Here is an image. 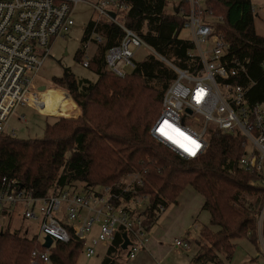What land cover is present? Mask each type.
<instances>
[{
    "label": "trees",
    "instance_id": "16d2710c",
    "mask_svg": "<svg viewBox=\"0 0 264 264\" xmlns=\"http://www.w3.org/2000/svg\"><path fill=\"white\" fill-rule=\"evenodd\" d=\"M116 1L126 7L120 11L125 26L152 51L143 62L136 61L129 75L118 78L108 70L106 55L121 42L122 31L114 23L90 20L75 60L82 61V47L92 34L102 36L104 42L96 46L89 63L97 82L80 80L70 69L55 77L53 85L72 97H67L63 116L69 119L47 122L41 139L0 135V177L16 178L36 198L67 192L76 184H83L87 192L112 188L115 206L146 202L134 212L144 218L147 236L158 224L161 208L178 205L179 196L192 187L205 199L203 210L210 214V224L201 227L198 250L189 264H230L241 238L256 247L260 244L264 187L257 173L238 168L246 139L211 125L205 154L187 160L151 137L165 93L176 81L170 64L194 75L203 64L192 56L193 43L180 38L186 20L182 14L188 11L185 3H175L168 12L167 0ZM207 2L213 17L222 18L216 32L230 47L228 58L245 66L231 83L248 88L249 106L264 105V37L255 30L253 2ZM78 111L79 118L71 119ZM130 176L135 180L126 191ZM123 233L120 229L102 264H117L124 253ZM261 236L264 240V220ZM35 251L46 250L26 233L9 228L0 233V264H45L33 257ZM83 251L84 242L72 234L70 243L51 248L50 264H79Z\"/></svg>",
    "mask_w": 264,
    "mask_h": 264
},
{
    "label": "built area",
    "instance_id": "2783aa9c",
    "mask_svg": "<svg viewBox=\"0 0 264 264\" xmlns=\"http://www.w3.org/2000/svg\"><path fill=\"white\" fill-rule=\"evenodd\" d=\"M178 2L188 6L187 13L183 11L182 14L186 19L183 31L190 33L189 41L195 48L192 56L200 60L203 69L194 75L170 64L176 81L165 93L161 114L150 135L175 154L193 160L205 154L211 125L225 134H240L246 141L238 168L257 173L258 182L264 187V105L249 106L248 88L231 83L245 71V66L228 58L230 47L223 35L216 32L222 18L215 21L207 0ZM81 3L95 10L96 23H114L122 31L121 42L106 55V66L114 76L123 79L129 75L137 66V52L144 47L149 49L125 26L120 11L126 7L116 0H0V135L17 137L16 131L9 129L17 108L30 105L39 113H42L41 108H46L43 95L47 89H38L36 81L43 63L51 57L54 39L66 36L74 27V14ZM110 13H114L115 18L112 19ZM103 42L102 36L92 34L84 43L81 66L90 67V44L99 46ZM59 90L64 97L72 98L68 92ZM165 122L196 141L199 148L195 155L161 135L160 128ZM112 199V188L103 192L83 189L79 192L75 187L67 192L36 198L16 178L0 177V217L11 220L19 216L24 221L36 223L38 235L31 239L43 249L46 238L52 239V248L56 244L70 243L73 234L84 242V253L90 259L99 250H110L122 229L130 241L127 257L134 260L149 241L143 227L144 218L134 212L135 206L142 208L141 204L134 201L131 207L125 204L115 206ZM165 210V207L161 208V214ZM262 212L259 226L264 220V210ZM96 225L98 236L92 237ZM175 245L177 249H190L182 240ZM51 248H45V253L35 251L33 257L50 264Z\"/></svg>",
    "mask_w": 264,
    "mask_h": 264
},
{
    "label": "rangeland",
    "instance_id": "374dc122",
    "mask_svg": "<svg viewBox=\"0 0 264 264\" xmlns=\"http://www.w3.org/2000/svg\"><path fill=\"white\" fill-rule=\"evenodd\" d=\"M254 5V15L256 16L255 20V30L257 33L264 37V0H251ZM167 3H169V6L167 8L168 12H173V9L175 7V3H179L178 0H167ZM216 18V17H215ZM221 17L216 18L215 21H219ZM98 19V16L95 12V10L88 6L85 3H81L78 5V8L74 14V21L75 25L72 28V30L66 35L59 38L54 39L53 45L51 48V57L48 58L42 65V69L39 73V78L37 79V87L40 89V87H45L47 89V93L43 95L45 100V107L41 108V112L44 114L49 115L48 121L46 116H42L39 114V112L30 105H25L20 108H17L15 111V115L10 120L9 129H14L17 134V138L20 140H26V139H41L44 137L45 133V126L47 122H53V120L59 119V118H66L63 117L66 113V108L68 107V99L67 97H64V94L62 91H60L58 87L53 85L52 80L56 77L59 78L63 75L65 70H71L73 74L80 80L87 79L88 81H91L93 83L97 82V75L91 71L89 68H85L81 66L80 63H78L75 58L77 53L79 52L81 48V43L84 38L83 34L86 29V26L90 22V20H96ZM181 39L189 41L191 38L190 33H187L185 31L181 32L180 35ZM84 45L82 47L83 51ZM84 52V51H83ZM151 51L149 49L141 48L135 57V60L137 62H143L148 54ZM89 56L92 58L97 54L96 51V45L93 43L90 44L88 49ZM58 89V90H57ZM63 90V89H61ZM65 91V90H64ZM42 97V96H41ZM73 100V99H72ZM43 103V101H42ZM38 106H40V103H36ZM162 111V109H161ZM79 112V111H78ZM56 116V117H54ZM80 116V112H79ZM76 118H71L73 120H77ZM22 117H25V120L22 119ZM69 119V118H66ZM70 119V120H71ZM25 121H27L25 123ZM162 145V144H161ZM162 147L167 148L170 152L175 154L171 149H169L164 144ZM177 155V154H175ZM135 180V177H128L125 180V185L130 187L131 184H133V181ZM83 184H76L75 188L78 189L79 192L82 191ZM98 190V189H96ZM99 191V190H98ZM140 203V202H139ZM140 207L144 208L146 205V202L140 203ZM176 204H171L169 207L170 209L175 208ZM182 209L184 210V204L182 206ZM204 213L201 217H204ZM200 217V218H201ZM162 216H160L159 219V225L157 224L154 228L151 229V233L153 234L154 230H156L158 227H160L162 224L160 222ZM200 221H202L200 219ZM173 225V224H172ZM196 225H199L198 223ZM260 239L259 242V248L260 252L262 253V256L264 258V240L262 241V226H260ZM10 229L11 232H14L16 230H20L21 233L25 234L27 233V236L30 238H33L34 236L38 235V226L36 223L32 221H24L19 216H14L13 219L7 220L0 217V233L6 229ZM163 236L165 240L163 241V244L167 246V249H170L175 246V240H179L184 235H180L179 230H177L176 225L171 226V223L169 225H165L163 228ZM196 226L193 225L190 228V232L192 233L189 239L191 238H197L199 240L200 238V232L198 237L196 236L197 233ZM98 230L97 225L93 228L92 231V237L98 236ZM196 236V237H195ZM194 242V245L196 243ZM238 250L243 251L246 247L244 244L245 242L239 241L238 242ZM195 250H198V246L195 245ZM174 250V249H173ZM127 252L124 251L123 254H120V257L117 259V264H152L151 262H145L142 258H136V260H129L127 257ZM106 256V251L103 252L102 250H99L97 254L93 257L87 258L84 251L80 254L78 258L79 264H102V261L104 260ZM176 257L175 253L168 257L166 259L168 264H174V258ZM154 264V263H153Z\"/></svg>",
    "mask_w": 264,
    "mask_h": 264
},
{
    "label": "crops",
    "instance_id": "0c3cea01",
    "mask_svg": "<svg viewBox=\"0 0 264 264\" xmlns=\"http://www.w3.org/2000/svg\"><path fill=\"white\" fill-rule=\"evenodd\" d=\"M39 114L46 116L48 121L47 115L42 113ZM22 119L25 120V117H22ZM26 122L27 121H25V123ZM178 200V205L175 208L170 209V207H167L165 212L161 214L162 218L160 222L162 225L154 230L153 234L150 233L149 241L146 244V247L136 255V258L140 257L143 259V261L148 263L152 261V264H168L166 259L174 252L176 255L174 258V264H189L192 261V258L197 252V249L195 250L194 247V242L197 238H188L192 234L190 232V228L193 225L196 226V229H198L196 236L198 237L201 227L209 226L210 214L203 210L205 199L192 187H187L179 196ZM183 204L184 210L182 209ZM203 213L205 216L201 217ZM200 219L202 221H200ZM169 223H171V226L176 225L180 235H184L182 237H185L175 240V242L182 240L185 244L189 245V251H186L182 248L177 249L176 245L170 249H167V246L163 244V241L165 240L163 236V228L165 225H169ZM197 223L199 225H196ZM239 241H243L245 242L244 244H246V248L242 252L238 250ZM239 241L236 242L237 248L230 264H264V258L260 252L259 246L256 247V245L251 243L248 238H241ZM260 241L261 239L259 242ZM136 258L134 260H136Z\"/></svg>",
    "mask_w": 264,
    "mask_h": 264
},
{
    "label": "snow or ice",
    "instance_id": "6c2138e0",
    "mask_svg": "<svg viewBox=\"0 0 264 264\" xmlns=\"http://www.w3.org/2000/svg\"><path fill=\"white\" fill-rule=\"evenodd\" d=\"M161 135L166 136L173 143L179 145L183 148L184 151L188 152L190 155H195L196 150L199 148V145L191 137L186 136L179 129L174 128L172 125L167 122L160 128Z\"/></svg>",
    "mask_w": 264,
    "mask_h": 264
},
{
    "label": "water",
    "instance_id": "95a60500",
    "mask_svg": "<svg viewBox=\"0 0 264 264\" xmlns=\"http://www.w3.org/2000/svg\"><path fill=\"white\" fill-rule=\"evenodd\" d=\"M110 15V17L113 19V18H115V14L113 13H110L109 14ZM40 90L41 91H45L46 90V88L45 87H42V88H40ZM190 114H191V112H189ZM52 244H53V241H52V239L51 238H46V242H45V244H44V249L46 248V249H50L51 248V246H52ZM129 244H130V241H129V239H128V235H127V233L125 232V233H123V244H122V249H123V251H127L128 250V246H129Z\"/></svg>",
    "mask_w": 264,
    "mask_h": 264
}]
</instances>
